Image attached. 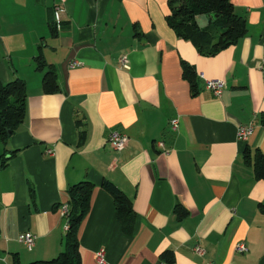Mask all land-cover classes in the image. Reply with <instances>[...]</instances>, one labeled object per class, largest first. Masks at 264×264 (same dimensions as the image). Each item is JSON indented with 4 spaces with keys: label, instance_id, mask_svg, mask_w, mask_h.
<instances>
[{
    "label": "crops",
    "instance_id": "obj_1",
    "mask_svg": "<svg viewBox=\"0 0 264 264\" xmlns=\"http://www.w3.org/2000/svg\"><path fill=\"white\" fill-rule=\"evenodd\" d=\"M56 1L0 0V79L22 78L28 92L25 121L0 139V264L64 249L63 208L83 180L94 190L79 229L82 264H99L101 248L107 264H264V179L252 166L264 153V0H232L249 31L215 55L176 34L168 0H67L55 32ZM40 50L58 92L43 90ZM183 60L199 74L197 93ZM218 78L221 96L205 85ZM242 126L253 128L246 139ZM113 130L129 136L120 151L108 141ZM107 179L132 199L130 230ZM178 203L189 211L181 219ZM25 231L36 235L32 248L19 239Z\"/></svg>",
    "mask_w": 264,
    "mask_h": 264
},
{
    "label": "trees",
    "instance_id": "obj_2",
    "mask_svg": "<svg viewBox=\"0 0 264 264\" xmlns=\"http://www.w3.org/2000/svg\"><path fill=\"white\" fill-rule=\"evenodd\" d=\"M170 12L167 21L176 34L190 40L204 55H215L220 50L236 43L249 31L246 18L238 14L232 0H168ZM204 17L207 22L202 26L199 18ZM52 29L57 28L52 22ZM38 69L44 71L42 85L45 93L51 94L60 90L57 75L53 64L46 61L40 50L35 57ZM183 76L190 81L192 92L199 91V74L195 65L183 60ZM27 83L22 78L10 82L0 79V139L6 143L20 125L25 121L27 114ZM260 120L264 125V111ZM78 126L82 122L78 120ZM81 140H85L86 131L80 130ZM250 148L244 152L246 160H250ZM249 162V161H247ZM256 179H264V153L257 150L252 162ZM103 186L108 190L115 202L118 219L130 230L133 222L132 199L113 181L105 180ZM94 183L83 180L74 183L69 188V205L67 213L68 228L64 238V249L54 258L39 260L28 264H82L80 252L79 229L91 207V197ZM264 212V202L260 203ZM175 211L179 219L188 215L189 211L181 204L176 205ZM161 257L168 263L174 261V252L166 250ZM15 264H22L16 258Z\"/></svg>",
    "mask_w": 264,
    "mask_h": 264
},
{
    "label": "built area",
    "instance_id": "obj_3",
    "mask_svg": "<svg viewBox=\"0 0 264 264\" xmlns=\"http://www.w3.org/2000/svg\"><path fill=\"white\" fill-rule=\"evenodd\" d=\"M66 1L67 0H57L54 6V19L53 22L58 29L60 30V26L63 22V15L66 12ZM124 63L128 62L127 57H123ZM77 62H73V65H76ZM205 85L208 89L212 90L216 96H221L222 92L225 88L226 82L223 79H207ZM174 128L178 127V123L176 120L173 122ZM252 126H242L238 131L239 138L246 139L252 133ZM129 136L125 133H122L118 130H113L110 132L108 141L110 145L120 151L122 150L128 143ZM51 153V150H49ZM68 213V206H64L63 214L66 216ZM68 228V223H66V229ZM20 241L24 242L29 248H32L35 244L36 235L31 231H25L19 235ZM239 251H246L248 247L245 243H239L237 246ZM198 252H203L202 248L197 246ZM97 261L99 264H107L106 260V250L101 248L96 253Z\"/></svg>",
    "mask_w": 264,
    "mask_h": 264
}]
</instances>
